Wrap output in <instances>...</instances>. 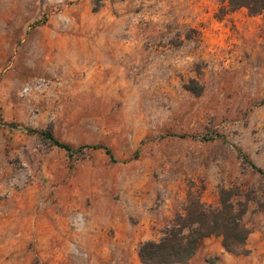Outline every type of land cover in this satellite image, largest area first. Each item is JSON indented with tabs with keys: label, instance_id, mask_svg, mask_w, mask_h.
Instances as JSON below:
<instances>
[{
	"label": "rangeland",
	"instance_id": "obj_1",
	"mask_svg": "<svg viewBox=\"0 0 264 264\" xmlns=\"http://www.w3.org/2000/svg\"><path fill=\"white\" fill-rule=\"evenodd\" d=\"M250 162L264 170V12L0 0V264H142L189 196L216 207L223 188L251 232L236 252L203 238L189 264H264Z\"/></svg>",
	"mask_w": 264,
	"mask_h": 264
},
{
	"label": "trees",
	"instance_id": "obj_2",
	"mask_svg": "<svg viewBox=\"0 0 264 264\" xmlns=\"http://www.w3.org/2000/svg\"><path fill=\"white\" fill-rule=\"evenodd\" d=\"M104 0H97L98 7ZM232 9L247 8L251 13L264 12V0H227ZM52 142L72 153L70 145L61 142L51 134H46ZM80 148L103 149L112 156L111 150L102 144L83 145ZM76 150H80L79 148ZM251 166L264 175V170L255 163ZM237 193L232 189L220 190V205L212 206L200 197H188L184 212L178 214L173 222L164 228L159 240H148L141 244L139 256L142 264H189L198 243L205 237L221 236L226 250L239 251L247 240L250 229L243 222L248 210L247 201H234ZM206 264H216V258H210Z\"/></svg>",
	"mask_w": 264,
	"mask_h": 264
}]
</instances>
